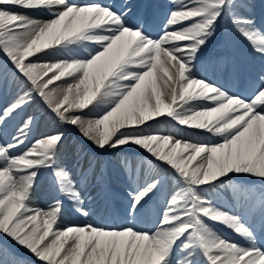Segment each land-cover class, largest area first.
<instances>
[{"label": "snow or ice", "instance_id": "6c2138e0", "mask_svg": "<svg viewBox=\"0 0 264 264\" xmlns=\"http://www.w3.org/2000/svg\"><path fill=\"white\" fill-rule=\"evenodd\" d=\"M257 6L168 0L157 31L132 0H0L7 61L0 95L6 88L10 95L0 108V236L35 264H264V21L257 23ZM222 35L244 42L259 61L245 92L210 78L239 79L234 60L201 59ZM37 113L56 127L34 136ZM164 117L173 131L159 130ZM72 128L101 153H143L135 164L121 162L132 223L91 220L84 191L104 178L82 146L67 143ZM181 128L206 139L184 138ZM66 152L79 177L64 163ZM42 182L54 194L44 208L34 200ZM161 193L160 215L150 224L140 219ZM65 211L85 222L61 227ZM0 264L33 262L0 245Z\"/></svg>", "mask_w": 264, "mask_h": 264}, {"label": "bare ground", "instance_id": "6f19581e", "mask_svg": "<svg viewBox=\"0 0 264 264\" xmlns=\"http://www.w3.org/2000/svg\"><path fill=\"white\" fill-rule=\"evenodd\" d=\"M132 2H134V0H132ZM166 12H167V7H164V9L154 10V15L149 20V23H151L153 25V28L155 30H157V31L159 30L160 26L162 25V23L164 21V17H165ZM257 14H259V12ZM33 15H37V14L34 13ZM262 21H264V20H262ZM238 42H239V45H241V43H244L240 40ZM231 48L233 49L234 46H231ZM210 52H211L210 47H208L205 50V52L203 53L202 57L206 58V60H207L211 56ZM224 53L227 54L226 52H224ZM45 59L48 60L49 62H53V60H54V58H45ZM0 63L6 64L7 61L2 56H0ZM8 68L11 69L10 64L8 65ZM201 75H203V73H201ZM210 78L217 79L222 84H226V82H227V81H225V78L220 73H219V76L216 75V77H214V75L211 74ZM235 80H238V79H235ZM238 81H240V82L242 81V83H244V79L242 80L241 74H240ZM56 83L58 84L61 82H56ZM246 83H247V79H246ZM54 86H55V84L50 86V87H54ZM246 88H244V91H242V92H245ZM237 92H240V91H237ZM8 99H10V95H9L8 90L6 88L4 93L2 95H0V108H3V106L7 103ZM28 111H29V113H36V108L33 107V108L29 109ZM37 115L40 116L41 118L38 121L37 128L34 129V132H33L34 136H39L41 133L46 132V131H50L56 127L55 121L51 120L50 117H48L46 114L41 115L40 113H37ZM92 115L94 116L95 114H92ZM161 120L163 122L158 125L159 130H161V131H173L172 125H170L169 127H167L165 125V124H167L165 117L161 118ZM16 122L18 123L19 121H16ZM9 131H11V127L9 128ZM74 132L76 133L75 138L73 136ZM180 135L184 138H188L189 136H191V138L193 140H204V139H206V137H204V136L193 135L192 133L186 132L182 129L180 130ZM84 142L86 143V145H89V143L86 140H84V138L82 136H80V134L74 128L69 130V140L67 143L69 145L78 144V145L83 147V149L86 153H89L86 151V147L83 145ZM89 146H91V145H89ZM142 155H143V153L140 150L134 149V150L126 152V153L111 154L110 156H107L106 158L95 157L93 155H91V158H92V161L94 164L98 163V170H99V168H100L99 166H101V162L103 159L107 161V162H105L106 165L112 164L113 166H115V164H117V162L119 164H122L121 162L124 161L125 159H127L128 161H131L133 164H135L136 162H138L141 159ZM69 156L71 158L70 163H68L66 156H63L62 159H63L64 163L67 164V166L75 172L77 177H79V174H80L79 169L77 168V165L74 162L76 160V158L74 156H72L71 154H69ZM106 165L104 166V168L102 170H99V173L104 178L103 184L98 185V186L90 185V187L84 191V195L85 196L90 195V197H91V202L89 204V208L93 207L99 203V201H100V200H98L99 195L103 191H106L109 194H111V200L118 202V205L115 207L114 210H111L109 208L108 204H106V205L101 204V206H98V208L95 211H93V215L91 217V220L93 222L101 225V226H108V225L117 226V225H122L125 223H132L131 219L125 220L124 218H122L120 216V213L128 215L126 210L128 208V204L130 202V196L128 195V193L131 189H130L129 183L126 182L127 173L124 171V167L118 168V167H110V166H106ZM85 167H87L86 164H85ZM80 183L82 185L83 180H80ZM119 192L123 193V195H121ZM53 195L54 194L49 191L47 183L42 182L38 186L36 193L34 194V200H35L36 205L41 207V208L46 207L47 204L52 200ZM228 200L229 201L231 200L230 195L228 197ZM163 201H164L163 197H161V198L154 197L153 200L149 201V203L145 206V209L143 210L140 219H142L143 221L148 222L150 224L151 221L155 220L160 215V213L163 209V206H164ZM101 215H104V217ZM103 220H106V222H104ZM84 222L85 221L83 218L78 217L75 214L71 215V212L69 214L68 211H65V213L61 219L60 226L65 227V226H68L71 224H83ZM209 223H210V226L213 227L214 229H216L218 232H220L221 235L228 237V238L235 239V237L233 235L227 233V232H229L227 229L221 228L219 225H216V227H215L214 224H211V222H209ZM0 245L6 246L13 253L23 254L27 261H31V262H33V264H35L33 257H31L28 253L23 252L21 249H19L15 244H13V242L8 240L6 237L0 236Z\"/></svg>", "mask_w": 264, "mask_h": 264}, {"label": "rangeland", "instance_id": "374dc122", "mask_svg": "<svg viewBox=\"0 0 264 264\" xmlns=\"http://www.w3.org/2000/svg\"><path fill=\"white\" fill-rule=\"evenodd\" d=\"M133 4L136 5L137 10L144 12L146 14V18H148L150 16L151 12H152V8L153 7H156L157 9L158 8L161 9L162 7H167L168 6V0H144V1L143 0H134ZM145 5H148V8H145ZM255 11H257V10H255ZM222 37H225V36L222 35L220 38H222ZM220 38H217V40L213 42L214 43L213 46H215V44H218L219 43V41H220L219 39ZM243 51L245 53H248V55H246L247 56V60H248L247 63L251 66L252 69H254L255 71H258L259 70V61L258 60H253L251 58V56L249 55V52H248V48L247 47H244ZM238 86H239V83H236L235 84V89ZM166 121H167V124H165V125L167 127H169L170 125H172L171 122H169L168 118H166ZM177 127H179V126H177ZM181 129L184 130V131H190V132L193 133V130H186V129H183V128H181ZM75 134L76 133L74 132L73 133L74 138H75ZM83 145L86 146V151H88L89 153H91L95 157L106 158L107 156H110L112 154L110 152H103V153H101L98 149H92L91 146L86 145L85 142L83 143ZM64 156L67 157L68 163H70V159L71 158H70L69 154L66 152ZM105 162H107V161L103 159L102 162H101V166H99L100 167L99 170H102L104 168V166L106 165ZM106 166L118 167V168L119 167H121V168L123 167V165L122 164H119L118 162H117V164H115V166H113L112 164H107ZM126 182L129 183L128 179L126 180ZM119 193L121 195H123V193H121V192H119ZM165 195H166L165 193H161V194H159V198L163 197V199H164L165 198ZM99 198L102 200V202L106 203L107 201H109V199H111V194H109L106 191H103L99 195ZM115 206H116V202H114L113 205L110 206L111 207L110 209H114ZM120 216L122 218H124V217L127 216V214L120 213ZM81 218H83V217H81Z\"/></svg>", "mask_w": 264, "mask_h": 264}]
</instances>
